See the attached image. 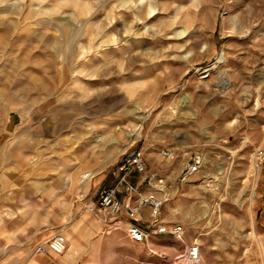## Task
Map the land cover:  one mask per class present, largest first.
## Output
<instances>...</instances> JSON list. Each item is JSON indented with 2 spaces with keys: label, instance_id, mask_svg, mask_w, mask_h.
<instances>
[{
  "label": "rangeland",
  "instance_id": "374dc122",
  "mask_svg": "<svg viewBox=\"0 0 264 264\" xmlns=\"http://www.w3.org/2000/svg\"><path fill=\"white\" fill-rule=\"evenodd\" d=\"M262 145L264 0H0V187L25 188L35 213L82 212L76 253L67 222L44 237L67 239L51 264H179L192 241L201 264H264ZM129 149L165 179L160 218L183 232L149 242L163 259L80 209ZM35 243L0 264L45 258Z\"/></svg>",
  "mask_w": 264,
  "mask_h": 264
},
{
  "label": "built area",
  "instance_id": "2783aa9c",
  "mask_svg": "<svg viewBox=\"0 0 264 264\" xmlns=\"http://www.w3.org/2000/svg\"><path fill=\"white\" fill-rule=\"evenodd\" d=\"M160 155L169 159L172 153L164 150ZM253 159L259 165L264 163V145L254 150ZM198 170V161H188L176 180L179 183L185 182ZM136 175H142V186L131 182V177ZM164 189L165 179L146 170L141 150L129 149L122 153L118 162L114 185L99 190L91 200L82 201L79 205L82 211L95 218L103 228H122L129 241L145 245L151 255L163 259L164 253L152 248L149 244L151 240L184 242L181 227L160 218L166 198ZM143 209L147 211L146 217L141 214ZM65 243L64 237L55 233L37 244L33 251L38 255H60L65 249ZM176 261L179 264H201L198 244L195 241L184 244L183 253Z\"/></svg>",
  "mask_w": 264,
  "mask_h": 264
},
{
  "label": "crops",
  "instance_id": "0c3cea01",
  "mask_svg": "<svg viewBox=\"0 0 264 264\" xmlns=\"http://www.w3.org/2000/svg\"><path fill=\"white\" fill-rule=\"evenodd\" d=\"M7 188L5 185L0 187V252L10 251L17 253L15 256L16 261L26 259L29 262L32 258V256L28 257L30 245L36 242L32 247L34 248L37 244L46 240L44 237L49 234L51 229L59 228L67 223L70 227L74 228V237L70 236V248L68 245L67 250L72 249L74 253L77 252L76 236L79 235L80 228L82 227V217L79 216L82 214L81 211L74 213L71 210L67 213L65 209L58 208L56 213L51 216L50 208L47 204L45 206L42 205L41 209L35 213L34 207L27 197L25 188L17 191L13 198L4 196ZM5 209L9 213H4L3 215L2 212ZM146 212L145 209L141 211L143 217H146ZM84 221H86L84 223H86L87 231L94 234L97 226L87 218ZM4 235L12 237V243L8 246L3 244L1 237ZM51 256L56 255H44L49 260V264L53 260L48 258ZM45 258L39 257L37 260L33 259L32 264H47Z\"/></svg>",
  "mask_w": 264,
  "mask_h": 264
},
{
  "label": "bare ground",
  "instance_id": "6f19581e",
  "mask_svg": "<svg viewBox=\"0 0 264 264\" xmlns=\"http://www.w3.org/2000/svg\"><path fill=\"white\" fill-rule=\"evenodd\" d=\"M217 62L220 64V63H224V54H223V52H221V53H219L218 54V56H217ZM228 85V84H227ZM132 137H134L135 138V136H132ZM62 235V234H61ZM63 236V235H62ZM64 237V239H65V241L67 242V240H66V238H65V236H63Z\"/></svg>",
  "mask_w": 264,
  "mask_h": 264
}]
</instances>
